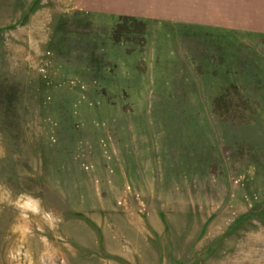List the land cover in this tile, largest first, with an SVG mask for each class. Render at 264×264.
<instances>
[{
  "label": "rangeland",
  "instance_id": "rangeland-1",
  "mask_svg": "<svg viewBox=\"0 0 264 264\" xmlns=\"http://www.w3.org/2000/svg\"><path fill=\"white\" fill-rule=\"evenodd\" d=\"M0 264H264V0H0Z\"/></svg>",
  "mask_w": 264,
  "mask_h": 264
}]
</instances>
